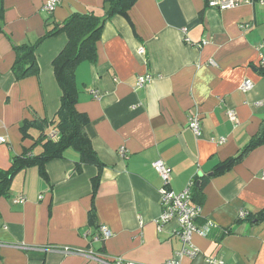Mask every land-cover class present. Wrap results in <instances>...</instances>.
Returning <instances> with one entry per match:
<instances>
[{
	"label": "crops",
	"instance_id": "0c3cea01",
	"mask_svg": "<svg viewBox=\"0 0 264 264\" xmlns=\"http://www.w3.org/2000/svg\"><path fill=\"white\" fill-rule=\"evenodd\" d=\"M47 1L3 0V170L16 156L41 152L38 145L29 150L40 130L33 127L24 136L23 121L46 120L45 133H53L49 124L62 96L53 60L67 36L44 40L37 49L39 71L21 79L13 74V46L36 42L73 13L104 12L103 0H60L52 12L44 9ZM210 1L138 0L127 14L104 24L97 61L77 68L78 108L89 117L87 132L103 164L80 163V154L69 148L47 163L48 179L36 166L18 172L9 195L0 197V264H109L119 256L144 264L172 258L182 264H218L207 258L264 264V221L241 217V211L264 209V143L231 169L213 174L262 128L264 3L220 10ZM146 75L151 81L139 86ZM246 80L254 84L249 90L243 89ZM192 113L200 114V137L188 125ZM221 137L223 144L217 142ZM157 159L170 166L173 191L193 181L191 201L202 207L195 223H213L209 234H193L200 250L194 258L179 254L183 242L176 220L161 227L156 222L163 184L153 167ZM20 197L26 200L14 202ZM102 225L113 235L96 239Z\"/></svg>",
	"mask_w": 264,
	"mask_h": 264
},
{
	"label": "trees",
	"instance_id": "16d2710c",
	"mask_svg": "<svg viewBox=\"0 0 264 264\" xmlns=\"http://www.w3.org/2000/svg\"><path fill=\"white\" fill-rule=\"evenodd\" d=\"M137 1L103 0V14L95 11L73 13L63 22L56 23L52 28L47 29L36 42L13 46L16 54L13 74L16 79H21L39 71L37 49L44 40L59 34L67 36L65 46L53 60L55 78L62 91L59 109L49 124L53 133L51 135L45 133L46 120L35 117L23 121L20 128L24 136L31 135L29 130L33 127L40 130L38 138L29 150L38 145L41 152L31 155L30 151H27L28 153L14 157L8 170L0 169V197L9 195L15 175L28 167L36 166L40 175L48 179L47 163L52 159L64 157L69 148L80 154V163L98 166L103 164L87 132L89 117L78 108L80 88L77 81V68L84 61H97L98 44L104 24L117 14H127ZM250 1L253 3L259 0ZM3 24L4 5L3 0H0V31L3 30ZM261 69L264 74V66ZM263 143L264 121L260 132L236 156L217 164L213 174L231 169ZM246 217L250 220L256 218L257 221H264V209L256 214L248 213Z\"/></svg>",
	"mask_w": 264,
	"mask_h": 264
},
{
	"label": "built area",
	"instance_id": "2783aa9c",
	"mask_svg": "<svg viewBox=\"0 0 264 264\" xmlns=\"http://www.w3.org/2000/svg\"><path fill=\"white\" fill-rule=\"evenodd\" d=\"M60 0H48L45 5L44 9L48 12H52L56 5L59 3ZM260 1V0H259ZM262 3H264L263 0H261ZM244 3H252L250 0H211L209 2V6L213 8H218L220 10H225L233 7H237ZM249 24L244 25V27H248ZM184 32L187 31L186 28L183 29ZM185 40L189 43H192L189 37H186ZM261 48H264V42L261 43ZM264 63V58L262 59ZM212 64H215L214 61H211ZM151 76H141L138 80V85L142 86L145 83L151 81ZM254 86L253 82L251 80H246L243 84L244 90H249ZM96 90H93V93H95V97H98V94L96 93ZM228 117L234 121L237 122L236 114L233 110L227 111ZM189 127L193 130L195 135L198 137L202 136V126L200 123V114L198 113H192L189 116L188 121ZM226 138L221 137L217 140L219 144L225 143ZM6 139L5 137L0 136V143H5ZM153 167L159 174L160 178L163 181L162 187L159 190L160 198H161V205H162V211L156 220L159 227H161L163 224L171 221L176 220L178 222V229L177 234L180 237V239L183 242V248L179 252L181 256L186 255L190 258L196 257L200 250L193 244L192 242V236L194 233H198L200 235H207L211 231L213 227L212 222H207L205 225L200 226L195 223L196 219L200 217L202 212V207L199 204L192 203V195H191V187L193 185V181L189 183L182 191L176 192L173 191L169 187V181L171 178V168L167 164V162L164 159H157L153 162ZM264 178V174H263ZM26 199L24 197H20L14 200V202H24ZM248 215L247 212L241 211V217L245 218ZM113 235V232L107 227L102 225L100 227V235L96 236V239H107ZM65 250L67 252H84L81 249L74 248V247H65ZM207 261L209 263H222L221 260H217L215 258H207ZM109 264H144V263H138L135 261H130L127 259H124L123 257H114L111 260H109ZM161 264H182L179 260L176 258L169 259Z\"/></svg>",
	"mask_w": 264,
	"mask_h": 264
}]
</instances>
